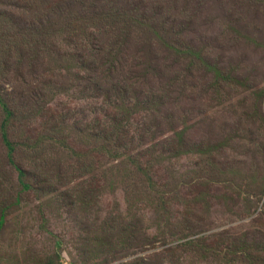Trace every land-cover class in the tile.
I'll return each mask as SVG.
<instances>
[{
	"label": "rangeland",
	"instance_id": "1",
	"mask_svg": "<svg viewBox=\"0 0 264 264\" xmlns=\"http://www.w3.org/2000/svg\"><path fill=\"white\" fill-rule=\"evenodd\" d=\"M70 1L0 0L21 16L0 22V264H247L212 246L264 235V0H87L155 22H132L124 51L101 36L107 24L83 27L78 6L68 27ZM47 8L49 29H66L53 38ZM86 55L123 57L100 80L125 103L107 107H135L120 119L144 170L124 148L100 150L124 131L93 123L106 105L85 102Z\"/></svg>",
	"mask_w": 264,
	"mask_h": 264
},
{
	"label": "trees",
	"instance_id": "2",
	"mask_svg": "<svg viewBox=\"0 0 264 264\" xmlns=\"http://www.w3.org/2000/svg\"><path fill=\"white\" fill-rule=\"evenodd\" d=\"M10 1V0H9ZM102 1V0H101ZM6 0H2V4L5 5ZM51 2L56 5L58 0H51ZM113 2V1H111ZM109 2V3H111ZM140 2H146V0H140ZM18 5H20V1H18ZM69 6L66 8L63 19L65 21L66 18V13L72 12L73 14L75 13L73 11V8L78 6L79 7V13L81 15H84V17L78 19L76 17L75 13V19L80 22L83 27H85L87 30L90 28L91 25L94 24V22H101L103 25L107 24V28L109 29H101L100 34L101 36L105 37L108 39V41H114L118 47H121L123 51L125 50L123 46L119 45V41H130L131 39H134V35L131 33L129 29H127L132 22L135 23H140L141 25L144 26V28H150V31L156 30L155 28L157 27L155 22L151 21L149 18H147L145 15L139 16V14L136 11H130L128 13L125 12V10H113L111 8H101V7H93L90 5L87 0H71L70 3L68 4ZM37 11L38 6L32 7V10ZM50 8H47L49 11ZM92 12V14H90ZM18 12L12 11L10 9L9 11H6L5 9L1 10L0 14V22L3 21L5 23H9V25L16 29L15 26H17V23L20 22L21 16L17 15ZM5 17V19H4ZM51 14L50 11L49 13L46 14L45 22H47V32L52 33V38L55 37L58 33L66 31L65 30H50L49 26L52 24V19L50 20ZM66 25L69 27L70 23L66 22ZM46 30L42 31V35L46 34ZM5 34L9 35L6 30ZM18 31V30H15ZM72 31H75V29H72ZM10 36V35H9ZM156 36H160L156 32ZM104 51V46L99 50V54L103 53ZM122 56H113L112 60L106 61L99 63L96 60L92 59L93 62L91 63L89 59H91L89 56H82L81 59H79V71H83L86 75V80L87 84L84 86L86 87V91H89V94L87 97L89 98L90 102L86 103L90 104L92 107L97 106V105H106L104 110L102 111V114L100 115L99 118H97L93 123H98L101 122L104 119H108L110 126L112 129H115L117 126H121L122 120L120 119V116L124 113L127 112L131 116V111L133 112V115H135V107H129V108H118L115 111L109 107H107L108 102H113V104L117 105L118 107H125V103L122 101V99L119 97L118 93L113 90L112 88L107 86V83L105 81L100 80L101 74L104 75V79H107L108 76H113L116 75L119 68H121V72L123 71V61ZM7 71V70H5ZM31 95H29L28 99L33 100L34 102H38L40 96L39 95H34L35 90H31L30 92ZM154 103H143V106L145 110V116L146 118L144 119V124L147 126L146 120H147V113L150 112V107ZM26 107V105H25ZM3 110L6 114L7 121L6 123L13 117V111L12 109H9L6 105H3ZM147 112V113H146ZM60 116L58 113L55 116V121L57 117ZM61 117V116H60ZM62 118V117H61ZM63 120V119H62ZM45 125H49V122L46 121ZM145 128V127H144ZM123 129V127H122ZM124 131V129H123ZM51 134L56 135L57 133H48L45 137L44 140L47 141H57V139L52 136ZM3 141L6 145L7 148V157L9 160H11L12 154L14 152L12 143L8 139V133L6 134L5 132L3 133ZM136 139H129L127 138V134L124 131V136L123 138L117 136V138H114L112 140H105V142L101 143L102 146L100 150H103V148L107 147V150L110 151V153H115L117 154V150L124 148L125 151L121 155L122 157H126L129 160H134L135 164L139 166L142 170H144L147 166H144L141 162L140 159L134 156L133 150L130 148L131 145H133ZM67 140L63 141H58V144H62L65 146ZM69 144V143H68ZM71 149V146L69 147ZM73 151V150H72ZM19 174L21 177L24 176V172L22 170H18ZM25 185V182H24ZM26 186V185H25ZM172 198V197H171ZM163 203L165 204V198H163ZM3 218L0 219V230L3 225ZM115 222V221H114ZM108 228L110 226L113 228L112 225H107ZM141 231V230H140ZM229 232L225 233L224 235L228 234ZM262 237L260 238H238V239H229L227 237H221V240L215 245L212 246L213 251L216 254L222 253L225 256L230 255L237 257L238 255H243V258L246 259L247 264H264V235H261ZM134 239H131V235L129 234L126 238L124 239H119V244L121 246H124V244H128L127 246H131V241ZM113 242V241H112ZM115 243V242H113ZM126 246V247H127ZM136 259L132 263H121V264H145L144 257H141ZM140 262V263H139Z\"/></svg>",
	"mask_w": 264,
	"mask_h": 264
}]
</instances>
